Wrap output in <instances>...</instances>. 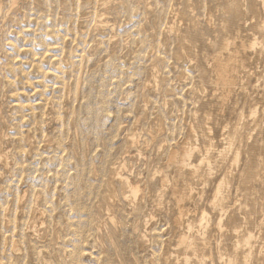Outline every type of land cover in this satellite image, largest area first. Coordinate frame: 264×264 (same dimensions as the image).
<instances>
[{
    "label": "rangeland",
    "instance_id": "obj_1",
    "mask_svg": "<svg viewBox=\"0 0 264 264\" xmlns=\"http://www.w3.org/2000/svg\"><path fill=\"white\" fill-rule=\"evenodd\" d=\"M262 1L0 0L1 264H183L182 233L202 237L204 264L249 249L264 264ZM232 51L225 89L213 66ZM187 143L197 172L176 174L192 193L180 222L157 180ZM118 161L143 199L110 180Z\"/></svg>",
    "mask_w": 264,
    "mask_h": 264
},
{
    "label": "bare ground",
    "instance_id": "obj_2",
    "mask_svg": "<svg viewBox=\"0 0 264 264\" xmlns=\"http://www.w3.org/2000/svg\"><path fill=\"white\" fill-rule=\"evenodd\" d=\"M96 1V0H95ZM263 2V1H262ZM90 3V2H89ZM264 3V2H263ZM173 12V11H172ZM103 25V24H102ZM225 46H227V44H225ZM220 56V55H219ZM219 56H216L215 57V62H214V66L213 68L215 69V71L217 72V80L221 83V85L225 88V89H230L231 86H232V76L229 74V70H233L235 67H237V60L236 59H233V56L235 57V54H233V51L232 53L228 52L227 54V58L226 59H222L221 57ZM59 60V59H58ZM60 61V60H59ZM58 61V62H59ZM57 62V61H56ZM263 112V111H262ZM258 123H256L257 125ZM114 128V127H113ZM126 130V129H125ZM229 131V130H228ZM230 133V132H229ZM236 133V132H234ZM126 134V133H125ZM262 134V133H261ZM136 135V134H135ZM228 135V134H227ZM226 135V136H227ZM225 136V137H226ZM237 136V135H236ZM258 137V136H257ZM256 137V138H257ZM241 138V137H240ZM125 139V138H124ZM234 139V138H233ZM258 139V138H257ZM226 140V139H225ZM227 140H229V138L227 137ZM125 141V140H124ZM127 141L131 144H133L135 142V139H134V135L131 136V137H128L127 138ZM250 141V140H249ZM126 143V142H125ZM241 143V142H240ZM260 144V143H259ZM128 145V144H127ZM143 145V144H142ZM141 145V146H142ZM111 146V145H109ZM126 146V145H125ZM124 146V148H125ZM129 146V145H128ZM241 146V145H240ZM244 146V145H243ZM126 148H128L126 146ZM240 148V147H239ZM108 149V148H107ZM132 149V148H131ZM134 149V148H133ZM241 149V148H240ZM244 149V148H243ZM259 149V148H258ZM109 150V149H108ZM107 152V150H106ZM109 152V151H108ZM121 152V151H120ZM123 152V151H122ZM126 153H130V150L127 149L125 151ZM140 152V151H139ZM194 147L192 146V144L190 145V143H187V144H183L179 150L175 151L172 149L169 150V155H168V162L173 164V173H175V175L173 176H170V172L168 173L166 170H161L160 171V174H159V178L157 180V183L159 182V189L161 191H164L170 187V189L172 190V194L174 196H176V199H177V202L179 203V206H178V214H179V217H178V220L181 222L182 221V217L184 216L185 214V209H184V206L182 205L183 202H185V200L189 199L192 197V193H191V187L188 185V183H185L184 185H182V187L179 189L178 188V185H177V182H176V174L178 172H182V170H185L187 172H189L190 174H194L197 172V166H195L193 164V161L190 160V157L194 154ZM247 153V152H246ZM120 154V153H119ZM105 155V154H104ZM128 155V154H127ZM134 155V154H133ZM245 155V154H244ZM114 156V155H113ZM5 157V156H4ZM250 157V156H249ZM106 158V157H105ZM123 158V157H122ZM192 158V157H191ZM251 158V157H250ZM249 158V159H250ZM115 159V158H114ZM114 159H111V160H114ZM138 159V158H137ZM245 159V157H244ZM110 160V161H111ZM125 160V158H124ZM240 160V159H239ZM248 159H246L247 161ZM104 161H106L104 159ZM202 161V160H201ZM241 161V160H240ZM246 161H243V164L246 162ZM259 160L257 159V162ZM122 162V163H121ZM119 163H113V166L110 167L111 171L110 174V180L116 182L119 184V186H121L123 189L127 190V192L129 193V195L127 194L126 195V192L123 191L122 192V198L126 201V199H133V200H137L139 198H142L144 197V190L141 189V186H140V182H138V180H131L128 176H126L125 174V169H122V167H124L123 165V161H121ZM111 163V162H110ZM104 164V163H103ZM101 164V165H103ZM258 164V163H257ZM261 164V162H260ZM240 165V164H238ZM110 165H108L109 167ZM241 166V165H240ZM164 167V166H163ZM241 167H244L243 170H242V181L243 182H247V183H251L252 181L255 182V180L257 179V174L256 173V165L254 163H249V162H246L245 165L241 166ZM240 167V168H241ZM103 168V166H102ZM166 168V166H165ZM164 168V169H165ZM170 168V167H169ZM101 169V168H100ZM109 169V168H108ZM104 170V168H103ZM102 171V170H100ZM108 171V170H107ZM184 172V171H183ZM185 173V172H184ZM261 173V172H260ZM128 174V173H127ZM102 175V174H101ZM109 175V174H108ZM183 175V174H182ZM107 176V175H106ZM131 176V175H130ZM179 176V175H178ZM240 176V174H239ZM238 176V177H239ZM260 176V175H258ZM103 177V175H102ZM141 177V176H140ZM148 177V176H147ZM154 177V176H153ZM180 177V176H179ZM261 177V176H260ZM107 178V177H106ZM100 179V178H99ZM140 179V178H139ZM147 179V178H146ZM239 179H237L238 181ZM262 180V179H261ZM260 180V181H261ZM105 182V181H104ZM107 182V181H106ZM108 182L109 179H108ZM179 182V181H178ZM113 183V182H112ZM140 183V184H139ZM256 183V182H255ZM259 183V182H258ZM108 184V183H107ZM223 184H224V180L221 179L220 182H218V185H217V188H216V191L217 193L221 192V189L223 187ZM253 184V182H252ZM114 184L110 185L111 187L113 186ZM107 187V185H105ZM148 186V185H147ZM248 186V185H247ZM114 187V186H113ZM89 188V186H88ZM145 188V187H144ZM247 188V187H246ZM114 189V188H113ZM122 189V190H123ZM146 189V188H145ZM169 189V188H168ZM90 190V189H89ZM109 190V189H108ZM115 190H116V187H115ZM148 190V189H146ZM223 190V189H222ZM249 190V189H248ZM91 191V190H90ZM121 191V189H120ZM150 191V190H149ZM148 191V192H149ZM111 192V191H110ZM147 192V191H145ZM169 192V191H168ZM121 193V192H120ZM119 193V194H120ZM108 194V193H107ZM251 194V193H250ZM89 196V195H88ZM116 196V195H115ZM146 196V194H145ZM219 196V195H218ZM86 197V196H85ZM222 197V196H221ZM88 198V197H87ZM86 198V200H87ZM220 198V197H219ZM103 199V198H102ZM119 199V198H118ZM122 199V200H123ZM143 199V198H142ZM108 201V200H107ZM119 200H117L116 202H118ZM190 201V199H189ZM121 202V201H119ZM234 203V202H233ZM120 204V203H118ZM128 204V203H127ZM184 204V203H183ZM232 204V203H231ZM86 206V205H85ZM84 206V207H85ZM122 206V205H121ZM159 206V205H158ZM236 206V205H235ZM83 207V209H84ZM123 207V206H122ZM223 207V205H222ZM221 207V208H222ZM112 208V207H111ZM157 208V207H156ZM264 209V207H263ZM87 210V209H86ZM107 210V209H106ZM112 210V209H111ZM233 211V210H232ZM253 211V210H252ZM261 211V209H260ZM264 211V210H262ZM90 212V211H89ZM255 212V211H254ZM221 213V212H220ZM264 213V212H263ZM82 214V213H81ZM205 214V213H204ZM88 215V213H87ZM115 215V214H114ZM116 216V215H115ZM90 217V216H89ZM112 217V216H111ZM229 218V217H228ZM89 219V218H88ZM116 219V218H114ZM90 221V220H88ZM207 221V220H206ZM232 223L236 224V220H234L232 218ZM260 222V221H259ZM90 223V222H88ZM149 223V222H148ZM189 223V222H188ZM202 223V222H201ZM219 223V222H218ZM220 223H221V220H220ZM222 224V223H221ZM263 224V223H262ZM194 226V225H193ZM232 226V225H231ZM190 227V226H189ZM233 227H236L235 225ZM190 229V228H189ZM204 229V228H203ZM234 231L236 230V228H233ZM225 230V229H224ZM188 232V231H187ZM85 233V232H84ZM199 233V232H198ZM86 234V233H85ZM200 234V233H199ZM84 235V234H83ZM145 235V234H144ZM198 235V234H197ZM146 236V235H145ZM198 238V236H197ZM202 237H200L201 239ZM253 238L252 234L249 232L247 233L244 237H243V240L246 244H249L251 239ZM138 239H141L138 238ZM194 240V238H192V241H189L187 240L186 236H185V233H182V235L180 236L179 238V245L182 247L183 250H187V252L189 251L194 257L193 258H190L188 256L184 257V258H181L183 259V264H204V260L203 262H201L199 259H198V256H199V252L200 251H203L204 249H206L207 247H205V243H204V240ZM205 239V238H204ZM194 240V241H193ZM237 240V239H236ZM142 241V240H141ZM142 243V242H140ZM240 243V240H238V242L236 243V245H239ZM234 246V245H233ZM236 247V246H235ZM253 247V246H252ZM18 248V247H17ZM233 250V249H232ZM238 250V249H237ZM206 252V250H204ZM204 253V252H202ZM238 253V252H236ZM184 254V253H183ZM205 254V253H204ZM229 254V253H228ZM185 255V254H184ZM230 255V254H229ZM177 256V255H176ZM231 256H234L231 254ZM243 256V255H242ZM258 256V252L254 251L253 249H249L247 251V253L245 254L244 257H242V261H243V264H250L251 261L253 259H256ZM200 257V256H199ZM205 258V257H204ZM233 258V257H231ZM229 259L227 260L228 261V264H232L233 263V260L232 259ZM259 258V256H258ZM170 260V259H169ZM172 260V258H171ZM235 260V259H234ZM167 261V260H166ZM179 261V260H178ZM235 263L237 264V259L235 260ZM1 264V262H0ZM234 264V263H233ZM252 264V263H251Z\"/></svg>",
    "mask_w": 264,
    "mask_h": 264
}]
</instances>
